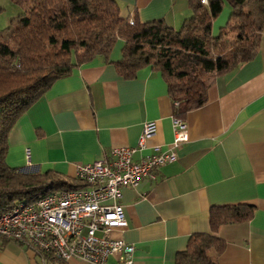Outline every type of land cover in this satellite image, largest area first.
<instances>
[{
	"label": "crops",
	"instance_id": "0c3cea01",
	"mask_svg": "<svg viewBox=\"0 0 264 264\" xmlns=\"http://www.w3.org/2000/svg\"><path fill=\"white\" fill-rule=\"evenodd\" d=\"M117 1L127 19L162 17L175 29L191 13L187 0ZM229 14L223 7L213 35ZM122 46L118 39L108 61L96 56L73 68L17 119L7 137V165L72 180L77 163L110 161L112 149L136 148L143 123L154 120L155 134L132 159L151 153L154 145L174 149L176 159L159 165L154 179L141 177L135 187L121 189L128 224L112 235L133 246V264H176L191 234L209 231L210 207L238 203L253 205L252 215L218 227L215 235L225 247L216 261L264 264V33L256 56L215 77L207 101L185 114L188 139L176 148L165 81L150 66L133 78L121 76L115 63ZM0 264L53 263L37 249L8 240L0 247Z\"/></svg>",
	"mask_w": 264,
	"mask_h": 264
},
{
	"label": "trees",
	"instance_id": "16d2710c",
	"mask_svg": "<svg viewBox=\"0 0 264 264\" xmlns=\"http://www.w3.org/2000/svg\"><path fill=\"white\" fill-rule=\"evenodd\" d=\"M28 12L13 17L0 30V214L23 200L58 189L83 186L50 172L10 167L5 161L7 137L17 119L52 84L96 56L106 61L118 39L123 41L118 73L133 78L142 67L158 71L167 85L173 115L183 118L207 101L215 77L252 60L264 33V0H187L190 15L180 28L164 18L133 22L121 16L117 0H25ZM230 9L225 25L212 34L223 7ZM253 205L212 206L209 231L191 234L176 264H218L225 241L220 225L248 220ZM8 239L0 236V247ZM18 243L23 242L13 240ZM38 251V250H37ZM53 264H66L39 251Z\"/></svg>",
	"mask_w": 264,
	"mask_h": 264
},
{
	"label": "built area",
	"instance_id": "2783aa9c",
	"mask_svg": "<svg viewBox=\"0 0 264 264\" xmlns=\"http://www.w3.org/2000/svg\"><path fill=\"white\" fill-rule=\"evenodd\" d=\"M207 3V0H202ZM130 23L133 18L128 19ZM173 101V105H177ZM173 148L188 139L185 120L173 115ZM157 129L154 120L145 121L137 147L146 148V140ZM135 147H118L110 161L98 159L75 165V178L84 185L70 190L58 189L34 200H23L0 214V236L18 240L43 253L52 254L69 264H133V246L113 231L128 222L119 202L123 187H135L141 177L155 178V169L176 159L173 150L161 151L158 145L138 161L132 159ZM27 158L29 151L26 150ZM29 160V159H27ZM30 164V162H28ZM27 170H32L27 168ZM114 259L113 263L109 259Z\"/></svg>",
	"mask_w": 264,
	"mask_h": 264
},
{
	"label": "rangeland",
	"instance_id": "374dc122",
	"mask_svg": "<svg viewBox=\"0 0 264 264\" xmlns=\"http://www.w3.org/2000/svg\"><path fill=\"white\" fill-rule=\"evenodd\" d=\"M31 5L25 0H0V30L9 24L13 17L28 12Z\"/></svg>",
	"mask_w": 264,
	"mask_h": 264
}]
</instances>
